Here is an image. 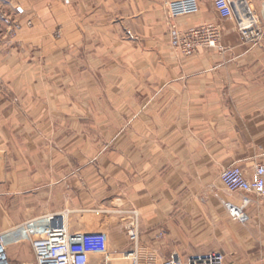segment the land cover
Here are the masks:
<instances>
[{
    "label": "crops",
    "instance_id": "0c3cea01",
    "mask_svg": "<svg viewBox=\"0 0 264 264\" xmlns=\"http://www.w3.org/2000/svg\"><path fill=\"white\" fill-rule=\"evenodd\" d=\"M167 1L32 0L24 49L0 54V224L63 214L71 233L106 235L108 264L211 253L264 264V199L228 193L219 177L232 163L249 176L264 164V0H232L224 20L213 0H198L197 13L174 18L219 27L222 50L191 56L160 53ZM121 30L133 38L114 37ZM36 237L5 235L11 264H34Z\"/></svg>",
    "mask_w": 264,
    "mask_h": 264
},
{
    "label": "built area",
    "instance_id": "2783aa9c",
    "mask_svg": "<svg viewBox=\"0 0 264 264\" xmlns=\"http://www.w3.org/2000/svg\"><path fill=\"white\" fill-rule=\"evenodd\" d=\"M68 1V0H65ZM215 10L220 18L230 19L234 15L232 0H213ZM198 0H171L167 2V16L169 19L195 14L199 11ZM244 31V27H241ZM218 26L211 22L191 26L182 32L171 29V43L173 47L184 56L193 55L199 48H218ZM220 180L228 193L242 192L254 194L264 199V164L257 163L249 176L246 171L236 163L225 167L220 175ZM250 199L244 197L243 205ZM228 213L241 222L246 221L247 215L242 207L227 202ZM132 220L126 226L127 237L135 246L138 240L139 228L137 211H131ZM43 222V223H42ZM34 254V264H90L89 255L95 253L103 256V261L98 264H108L107 238L104 233H71L64 223L63 214H47L41 219L40 234L31 242ZM0 264H11L3 236L0 234ZM162 264H224L221 253H211L207 256L181 260L177 255H172Z\"/></svg>",
    "mask_w": 264,
    "mask_h": 264
},
{
    "label": "rangeland",
    "instance_id": "374dc122",
    "mask_svg": "<svg viewBox=\"0 0 264 264\" xmlns=\"http://www.w3.org/2000/svg\"><path fill=\"white\" fill-rule=\"evenodd\" d=\"M63 1L68 2L65 0ZM167 2L164 4V7H163L164 8L163 10L165 11L164 20L166 22V28H165L164 36H163L165 38V41L159 47L160 53L162 55H174V54L182 55L181 53L178 52V50H176L175 47H173L171 43V29L175 28V29H178L179 31L184 32L186 31L187 28L191 26L181 25V24L176 23L173 19H169L167 16V11H166ZM33 5L34 4L32 3V0H0V54H6L8 53L7 51L11 49H17L18 52H21L24 49L23 40L24 38L28 37L25 34L27 30L31 29L33 26L32 18L30 14H28L29 9ZM201 24H198V25H201ZM239 29H240V26H239ZM51 33H52L53 38H58L61 36L62 31H60V29H54L51 31ZM113 33H115V31H113ZM116 33H117L116 36H114L116 38L119 37L122 39H127V38L132 39L134 36L132 32L129 30L116 31ZM63 37L64 39L72 40V38L74 37V33L73 31H65L63 34ZM220 37H221V33L219 30L218 38L220 39ZM144 48L146 51L151 50L149 49L151 47H144ZM201 49H210L212 51L216 50L220 52L222 50V47L220 46V50L216 47L214 48L203 47V48H199L195 53H197ZM81 128H82L81 130L82 133L99 134L103 132L98 127L82 126ZM1 205H2V208L4 207L7 209L8 203L5 200H1ZM132 210L133 209L130 210V214ZM131 220H132V216L130 217V222ZM7 225H8L7 223L0 224V234L3 236V238H5V235H9V233L16 232L17 230L19 231H28V230L31 231L32 230V232H34L35 230L38 236L39 231L37 230V226L41 227V221L40 220H31V221L28 220L26 223H23L22 225H19L18 227H12V229H10L11 227L9 228ZM126 236H127V233H126ZM16 255L19 259L27 258L25 254L19 249L16 251ZM224 264H225V261H224Z\"/></svg>",
    "mask_w": 264,
    "mask_h": 264
}]
</instances>
